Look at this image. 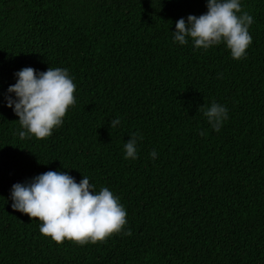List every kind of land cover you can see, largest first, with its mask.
I'll return each mask as SVG.
<instances>
[{
	"label": "trees",
	"instance_id": "obj_1",
	"mask_svg": "<svg viewBox=\"0 0 264 264\" xmlns=\"http://www.w3.org/2000/svg\"><path fill=\"white\" fill-rule=\"evenodd\" d=\"M206 4L0 0V264H264V0H241L254 17L242 60L174 42L176 22ZM24 67L67 68L76 84L45 139H20L4 100ZM214 101L229 110L220 132L200 110ZM136 133L138 159H125ZM50 170L113 191L124 230L83 247L41 234L11 189Z\"/></svg>",
	"mask_w": 264,
	"mask_h": 264
},
{
	"label": "clouds",
	"instance_id": "obj_2",
	"mask_svg": "<svg viewBox=\"0 0 264 264\" xmlns=\"http://www.w3.org/2000/svg\"><path fill=\"white\" fill-rule=\"evenodd\" d=\"M207 12L200 16L189 15L175 24L173 40L187 45L191 40L196 49L208 50L221 44L226 45L235 60L247 56L253 42L249 28L254 17L243 11L241 0H207ZM16 82L5 94L6 106L19 117L20 139H45L53 130L61 127L70 107L76 104V84L67 68L49 67L37 71L24 67L15 74ZM204 118L216 132H220L229 119L225 105L212 102L201 106ZM121 124L119 117L110 121L111 128ZM200 135H205L200 131ZM143 140L134 134L124 144L125 159H138V143ZM153 160L158 152L150 153ZM11 207L31 218H38L40 232L51 237L57 244L65 240L83 247L86 244L107 242L113 234L121 233L127 225V211L108 187L98 192L96 185L87 176L77 183L64 171H47L30 182L15 183L11 189ZM125 234L131 235L129 229Z\"/></svg>",
	"mask_w": 264,
	"mask_h": 264
}]
</instances>
